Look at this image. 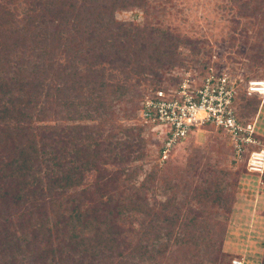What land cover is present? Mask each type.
Here are the masks:
<instances>
[{
  "label": "trees",
  "instance_id": "obj_1",
  "mask_svg": "<svg viewBox=\"0 0 264 264\" xmlns=\"http://www.w3.org/2000/svg\"><path fill=\"white\" fill-rule=\"evenodd\" d=\"M25 1L29 6L23 13L12 6L16 0H0V264H230L231 255L223 249L226 224L217 217L219 208L228 219V196L235 192L237 179L215 175L218 169L212 164L211 153L213 148L220 149L219 143L203 154L193 150L185 164L169 165L173 167L164 169L166 173L153 171L150 178L137 184L132 174L141 167L122 163L135 152L136 158H145L148 136L141 128L137 133L129 128V138L123 142L114 143L108 136L101 139L114 113L126 111V101L146 75H159L164 66L175 64L178 41L174 46L165 45L163 52L153 50L158 52L156 56L144 59L131 44L136 35L112 34L98 41L100 25L93 23V28L85 31L76 17L82 12L91 19L100 16L101 6L94 0ZM77 3L82 12L72 17ZM102 3L112 5V10L145 5L144 0ZM20 13L21 19H17ZM170 41L172 45L174 41ZM110 46L118 53L110 61L112 71L118 73L108 82L97 61ZM157 62L154 69L149 68ZM167 84L146 88L132 113H138L147 90ZM85 87L94 91L82 100L79 91ZM254 98L242 87L235 96L236 115L243 124L249 121L244 108L253 104ZM258 102L255 111L262 107ZM82 106L85 110H80ZM82 113L98 123L60 124L64 119L80 118ZM211 128L205 125L201 129ZM148 129L156 140L159 161L162 141ZM215 130L225 134L220 128ZM254 136L260 139L257 132ZM250 148L245 146L243 152ZM230 149L236 153L232 145ZM171 156L165 163H170ZM116 159L119 167H102ZM155 180L172 190L183 182L188 193L180 199L173 192L151 205L144 195ZM125 191L129 192L124 195ZM214 225L219 232L213 230ZM190 243L197 247L204 243L206 256L183 254L187 262L174 260L172 245L180 250Z\"/></svg>",
  "mask_w": 264,
  "mask_h": 264
},
{
  "label": "rangeland",
  "instance_id": "obj_2",
  "mask_svg": "<svg viewBox=\"0 0 264 264\" xmlns=\"http://www.w3.org/2000/svg\"><path fill=\"white\" fill-rule=\"evenodd\" d=\"M93 2L101 6L99 11L102 12L97 17L99 20L97 18L91 19L87 13L82 12L81 8H78L80 2L77 3V8L71 16L76 17L78 11L82 12V15H77L76 18L81 21L85 31H87V27L93 28V23L96 26L100 25L101 33L98 41L112 34L136 35V41L131 44L135 47L136 54L138 55L137 52H139L144 59L151 54L156 56L158 52H152L153 50L163 52L165 45L174 46L176 40L178 41V47L175 51L177 55L175 64L164 66L159 71V75L152 73L146 75L147 79L140 82L136 91L126 101V111L114 113V118L112 117L103 129L101 139L104 140L108 136V139L113 140L114 143L123 142L129 138L126 135L129 128H134V133L140 131L141 128V132L148 136L145 158H136L137 152H135L130 157L125 158L122 163L130 167H141L132 174L134 182L137 184L150 178L153 171L165 172L164 169L173 167L169 165L185 164L184 162L188 160L193 150L198 149L200 154H203L213 144L219 143L220 149H218L219 147H212L214 151L211 153L212 164L218 169L215 170V175L221 176L224 180L235 181L237 179L236 186H234L235 192L228 196L230 208L228 219H224L226 212L217 206L221 212L217 220L226 224L223 249L231 255L230 264H233L234 260H240L242 264H261L264 255V152H261L260 156L256 155L257 160L255 161L259 163V166L250 164V160L252 161L250 156L253 149L261 151L264 148V98L255 96L252 99L253 104L244 108L246 118L255 121V129L260 136L257 146H251L252 148L241 152V154H233L228 136L216 131L215 128L204 130L198 127L192 131L193 133L190 134V137L188 136V139L159 161L156 158V149L154 148L156 140L148 132L150 127L144 125L139 119L138 113H132V109L137 106L138 97L146 88L159 82L171 84L186 71L201 74L208 66L232 76H239L244 80H264V52H262L264 49V0H144L145 5L143 7L131 5L126 9L117 8L115 10H112V5L102 3V0L101 2L98 0ZM12 6L21 8V12L24 13L28 9L29 3L25 0H16ZM111 11H113V15ZM22 14L20 13L17 19H21ZM111 16L112 18H110ZM47 30L51 32L52 28ZM142 30L143 32H140ZM70 33L74 35L72 30ZM86 35L88 36V34ZM149 40L156 43L150 45ZM169 40H171L170 42L174 41L172 45L169 44ZM61 43L66 44L64 40H61ZM108 48L110 50L104 51L106 52L105 55L99 57L97 62L106 69L105 72L102 68L103 78L110 82L114 72L118 73L117 70L112 71L110 61L112 62L118 53L113 46ZM120 49L121 47L116 50L119 51ZM157 64L158 62L156 64L150 63L149 68L154 69ZM91 86L93 87V85ZM92 87H85L79 91L83 97L82 100L88 98L90 91H94ZM108 93H110V88ZM257 101H259L258 106L262 104V107L255 111ZM88 108L92 109L91 106ZM81 109L85 110V106L80 107ZM83 116L85 114L82 113L80 118L74 117L76 119L71 121L64 119L60 124L70 126L78 123L82 126H93L98 123V119L91 121V119H86ZM94 116L96 115L94 114ZM52 122L58 124V122ZM171 154L173 156H171L170 163H165ZM126 160H128L127 163ZM118 161L116 159L115 163L109 162L102 167L112 170L120 166ZM237 172L240 173L239 177ZM208 174L207 177L210 178L211 175ZM91 175L90 180L94 177L93 174ZM148 186L150 189L144 197L151 205L155 201H164L167 196L173 195V192L180 199L184 198L183 194L188 193V188L183 182L174 190L167 189L165 183L160 180L158 182L155 180ZM128 192L125 191L124 195ZM134 222L137 223V221ZM134 225L131 226L134 227ZM201 226L205 229L204 224ZM213 230L220 231L217 225L213 226ZM220 236V234L216 235L217 240L220 239ZM164 240L163 238L162 241ZM203 244L197 247L190 243L188 247L180 250H177V246L172 245L173 254L176 255L174 260L183 258L179 262H187L184 258L186 256L196 258L193 255L195 253L203 254L205 257V244ZM183 254H186L185 257Z\"/></svg>",
  "mask_w": 264,
  "mask_h": 264
},
{
  "label": "built area",
  "instance_id": "obj_3",
  "mask_svg": "<svg viewBox=\"0 0 264 264\" xmlns=\"http://www.w3.org/2000/svg\"><path fill=\"white\" fill-rule=\"evenodd\" d=\"M209 69L201 74L186 71L175 84L151 89L144 95L138 111L139 119L162 141L163 159L175 144L205 125L224 131L237 154H241L245 146L258 145L259 139L254 136L255 121L243 124L239 120L235 111V96L242 87L247 96L263 99L264 80H244L213 67ZM261 152L264 148L261 151L252 150L251 165L259 166L255 160ZM254 156L256 159H253ZM234 263L242 264L240 260H234Z\"/></svg>",
  "mask_w": 264,
  "mask_h": 264
},
{
  "label": "bare ground",
  "instance_id": "obj_4",
  "mask_svg": "<svg viewBox=\"0 0 264 264\" xmlns=\"http://www.w3.org/2000/svg\"><path fill=\"white\" fill-rule=\"evenodd\" d=\"M253 159H256V157L254 156Z\"/></svg>",
  "mask_w": 264,
  "mask_h": 264
},
{
  "label": "clouds",
  "instance_id": "obj_5",
  "mask_svg": "<svg viewBox=\"0 0 264 264\" xmlns=\"http://www.w3.org/2000/svg\"><path fill=\"white\" fill-rule=\"evenodd\" d=\"M264 156V155H263ZM264 158V157H263Z\"/></svg>",
  "mask_w": 264,
  "mask_h": 264
}]
</instances>
